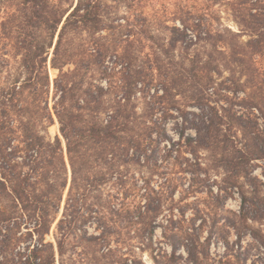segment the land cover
<instances>
[{
    "label": "trees",
    "instance_id": "trees-1",
    "mask_svg": "<svg viewBox=\"0 0 264 264\" xmlns=\"http://www.w3.org/2000/svg\"><path fill=\"white\" fill-rule=\"evenodd\" d=\"M63 1L70 5L68 9L61 6ZM145 1L61 0L57 4L52 0H16L19 17L13 19L18 20L19 51L28 77L20 86L13 83L9 95L13 98L29 90L36 99L47 93L51 78L46 54L54 47L51 65L60 72L54 80L56 101L53 112L49 104L45 109L52 124L54 117L58 119L61 137L46 142L25 124L23 147L16 145L14 120L8 111L12 99L0 98V264H57L55 246L47 243L46 237L57 222L68 187L62 173L67 172L63 142L73 177L70 197L95 162L113 167L118 159L131 156V151L139 158L155 151L159 142L153 138L154 131L160 139L170 138L171 149L185 147L194 154L200 149L221 148L219 166L236 179L248 175L253 161H264V131L257 122L225 107H220L222 112L208 97L225 84L215 89L220 61L229 59L242 66L264 54V0H178L169 5L159 3L152 11H146ZM220 4L237 13L243 32L250 33L249 41H240L242 33L227 37L215 26ZM121 6L127 9L123 17L118 13ZM137 26L142 32L135 30ZM43 31L50 34L48 45L39 41ZM143 33L148 42V69L139 63V51L131 50L135 43L141 44ZM200 44L212 48L203 54L205 57L190 55ZM119 66L118 94L110 100V88L94 77L109 76V70L116 72ZM138 93L147 101L142 115L135 102ZM190 106L201 107L205 116L190 111ZM178 118L182 127L176 142L165 124ZM191 129L195 136L187 135ZM21 152L27 154L23 161L18 160ZM147 200L145 206L137 208V218L142 239L148 235L152 243L163 203L159 193H148ZM66 224V219L58 222L63 232L58 243L60 255L68 235ZM108 233L104 227L97 238L104 240Z\"/></svg>",
    "mask_w": 264,
    "mask_h": 264
},
{
    "label": "rangeland",
    "instance_id": "rangeland-1",
    "mask_svg": "<svg viewBox=\"0 0 264 264\" xmlns=\"http://www.w3.org/2000/svg\"><path fill=\"white\" fill-rule=\"evenodd\" d=\"M177 1L146 0L143 6L147 7L146 11H152L159 3L169 5ZM52 2L58 4L61 0ZM61 4L63 9L70 6L65 1ZM216 9L215 26L227 37L232 33H242L241 42L251 39L249 32H243L244 28L232 7L220 4ZM118 13L125 16V6H121ZM13 16L19 17L16 0H0V98L6 100L11 98L13 83L18 82L20 86L28 77L19 51L18 20ZM130 17L135 18L133 15ZM135 30L142 32L140 26ZM153 32L156 34L157 30ZM162 34L161 37H165L166 34ZM49 35L43 31L40 38L38 35L39 41L48 45ZM145 37L143 33L139 37L141 44L135 43L131 50L139 51V63L148 69L150 63L146 55L149 50ZM211 48L210 44H200L193 47L190 55L200 53L205 57L203 54ZM48 51L51 87L47 93L35 99L28 90L11 98L8 106L14 120L12 137L16 145L22 147L25 124L31 132L43 135L46 142H54L58 136L61 137L58 119L54 117L52 124L46 118L48 104L49 111L53 112L56 101L54 80L60 73L51 65L54 47ZM180 52L177 51V56ZM227 60L220 61V72L215 74V89H218V84H225L222 89L215 90V94H209V103L249 117L264 131V54L242 66ZM121 69L119 66L116 72L109 70V76L96 74L94 77L102 86L110 88L107 99L113 100L118 94L116 88L121 77L118 71ZM137 96V111L142 115L146 112L147 101L141 93ZM189 110L205 116L199 106H190ZM39 115L43 118H38ZM165 125L169 137L179 141L181 118L169 119ZM187 135L195 136L196 131L188 130ZM238 137L242 138V134L238 133ZM153 138L159 142L156 150L142 153L140 158L137 154L133 156L134 151H131V156L118 159L113 167L95 162L85 172V180L74 189L71 197L72 170L66 143L63 142L67 172L62 173L63 179H68V187L57 222L46 237V242L55 246L57 264H134V261L143 264H264V161H253L248 175L242 174L236 179L219 166L221 148L216 151L200 149L193 154L185 147L171 149L170 138L160 139L157 131H154ZM26 156V152H21L18 160L23 161ZM60 164L62 166V161ZM148 193H159L163 203L152 243L148 235L142 239V225L137 218V208L146 205ZM61 219L67 220L65 231L68 234L63 255L58 252V243L63 238V232L58 229ZM104 227L109 233L100 240L97 237ZM23 232H27L25 227Z\"/></svg>",
    "mask_w": 264,
    "mask_h": 264
}]
</instances>
